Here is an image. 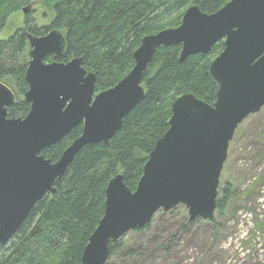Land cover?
<instances>
[{"label": "water", "instance_id": "water-1", "mask_svg": "<svg viewBox=\"0 0 264 264\" xmlns=\"http://www.w3.org/2000/svg\"><path fill=\"white\" fill-rule=\"evenodd\" d=\"M31 6L23 8L27 15ZM31 110L24 119H9L15 94L0 82V246L7 245L27 222L35 207L67 173L86 146L108 144L124 119L145 99V72L160 47L182 45L180 61L209 54L224 41L210 75L219 86L210 106L193 95L172 105L168 132L157 142L135 192L122 175L106 190L105 214L83 252L82 264H107L110 242L151 224L155 214L183 205L190 221H210L217 211L220 178L240 124L264 108V0H232L214 14L189 8L182 24L145 37L134 53L135 67L113 88L96 94L97 78L81 58H60L64 36L54 30L43 37L28 36ZM97 95V96H96ZM83 124L57 162L41 153L61 143Z\"/></svg>", "mask_w": 264, "mask_h": 264}, {"label": "trees", "instance_id": "trees-1", "mask_svg": "<svg viewBox=\"0 0 264 264\" xmlns=\"http://www.w3.org/2000/svg\"><path fill=\"white\" fill-rule=\"evenodd\" d=\"M231 1L48 0L41 6L50 17L48 25L40 26L34 19L35 23L30 24V19L2 39L10 17L39 0H0V82L16 96L8 116L25 118L31 109L25 101L29 88V35L43 36L52 29L59 30L66 39L65 53L60 59L49 57L47 61L68 63L81 58L83 67L95 74L96 90L101 93L131 73L134 53L145 37L179 27L190 7L198 6L211 15ZM223 50L224 41H220L209 54L180 61L181 45L158 48L141 83L145 99L124 119L121 130L108 144L86 146L75 156L65 176L56 182V194L45 196L16 237L0 246V264H82L83 252L105 214L109 182L122 175L126 186L136 191L151 152L170 128L173 102L193 94L209 105L215 104L219 86L210 75V67ZM82 133L80 124L42 155L57 162ZM260 140L262 145L264 130ZM226 189L225 199L231 193L230 187ZM224 208V202L217 201V209ZM150 226L134 233H142ZM129 245L125 238L110 242L107 264H117L112 261L122 256Z\"/></svg>", "mask_w": 264, "mask_h": 264}, {"label": "rangeland", "instance_id": "rangeland-1", "mask_svg": "<svg viewBox=\"0 0 264 264\" xmlns=\"http://www.w3.org/2000/svg\"><path fill=\"white\" fill-rule=\"evenodd\" d=\"M44 1L48 0L35 3L27 16L22 10L12 15L1 38L13 35L30 19V24L48 25L50 17L41 7ZM263 130L264 108L246 118L235 132L220 178L218 201L224 202V211L217 209L210 221L191 222L182 205L169 212L160 210L150 228L125 238L129 247L112 262L264 264V143L261 145L260 140ZM226 187L231 191L228 200Z\"/></svg>", "mask_w": 264, "mask_h": 264}, {"label": "flooded vegetation", "instance_id": "flooded-vegetation-1", "mask_svg": "<svg viewBox=\"0 0 264 264\" xmlns=\"http://www.w3.org/2000/svg\"><path fill=\"white\" fill-rule=\"evenodd\" d=\"M54 30H56V31L59 32V30H57V29H52L51 31H54ZM51 31H49L48 33H50ZM48 33H47V34H48ZM47 34H46V35H47ZM35 36H37V35H35ZM43 36H44V35H43ZM37 37H42V36H37ZM51 57L55 58L54 56H51ZM60 58H61V57H60ZM60 58H55V59H60Z\"/></svg>", "mask_w": 264, "mask_h": 264}]
</instances>
